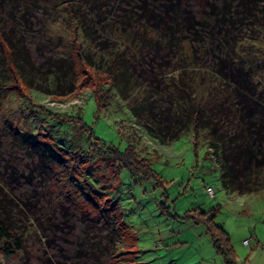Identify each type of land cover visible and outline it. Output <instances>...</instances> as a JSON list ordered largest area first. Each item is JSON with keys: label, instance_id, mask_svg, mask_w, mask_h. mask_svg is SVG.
I'll return each mask as SVG.
<instances>
[{"label": "rangeland", "instance_id": "rangeland-1", "mask_svg": "<svg viewBox=\"0 0 264 264\" xmlns=\"http://www.w3.org/2000/svg\"><path fill=\"white\" fill-rule=\"evenodd\" d=\"M263 1L231 0L226 13L224 0H190L199 21L213 25L225 13V23L195 36L168 27L167 40L151 23H139L134 0H69L94 34L90 46L127 58L138 81L132 89H141L124 98L108 76L87 66L69 97L0 83V202L11 209L23 246L11 257L0 252V264H264L263 180L236 181L206 131L196 136L191 129L163 144L132 112L144 97L173 110L185 99L208 110L207 121L245 132L264 151V128L250 126L264 122ZM64 2L0 0V27L13 42H27L31 59L46 66L72 35ZM4 58L0 45L1 78L9 69ZM247 72L255 86L247 84ZM100 89L109 97L102 105L93 94ZM172 115L162 114L164 126L173 124ZM130 148L158 178L116 159L114 151ZM197 209L218 210L215 222L228 232L234 259L188 217Z\"/></svg>", "mask_w": 264, "mask_h": 264}, {"label": "trees", "instance_id": "trees-1", "mask_svg": "<svg viewBox=\"0 0 264 264\" xmlns=\"http://www.w3.org/2000/svg\"><path fill=\"white\" fill-rule=\"evenodd\" d=\"M160 1L163 6L160 9H155V6H153L154 0H134L137 7L135 10H138L137 12L140 15L141 20H139V23H151L154 27L153 30L160 31L159 36L165 37L164 39L167 40L168 27L170 29L175 27L177 31L184 32L185 36L202 35L206 31L211 32L214 26H217L216 29H218L223 22L225 23L222 19L228 16L222 13V17H218L215 24L212 25L205 21L206 19L198 20L196 13L191 7L192 5H190V0ZM261 3L263 9L259 11L264 10V1ZM71 5L73 4L69 0L63 3V10L69 15V17L65 18L66 26L72 32V35L68 38L69 43L66 44L67 48L60 51L57 55L51 56L47 60L46 66H40L31 59L30 52L27 49V42H13L14 39L8 33L6 26L0 27V45L5 54V65H7V68L9 67L8 71H6L7 73L1 74L3 78L0 76V83L4 82L8 85L18 81L29 90L46 93L53 97H69L77 91L82 67L87 66L108 76L111 85L117 86L116 88H118L124 98L128 97L132 90L138 91V89H141V87L132 89L134 85H138V81L133 82L137 76H134L133 71H131L133 66L127 58L120 56V54L111 57L101 50L99 46L97 48L90 46L89 40L95 39L94 34L88 29L87 22L81 20L80 17L76 19L74 16L76 11L70 9ZM166 7L169 8V12H166L170 15L169 22L164 18V8ZM230 7L232 8L231 0H224L223 10L228 12ZM211 8L215 10L214 5L207 7V9ZM254 8L259 9V4H254ZM251 11L252 7L243 9V12H245L244 18H248L247 15L249 16L253 13ZM142 13L147 16L151 14V17L144 18ZM128 20L129 26L132 27L131 18ZM151 20H158V22H152ZM20 29H24V27ZM218 34L221 35L220 33ZM246 76L248 77L247 84L255 86L252 83V78L249 77V72L246 73ZM162 78L164 79L163 76ZM102 90H99L100 96H98V91L93 92L99 105L107 103L109 100V97ZM142 103L137 107H133L132 112L140 119L145 118L144 125L149 133L158 138L163 144H167L170 140L174 141L191 129H194L196 136L206 131L207 135L204 137L212 141V144L218 145L222 157L226 161L225 167L228 169L230 165L235 168L237 173L235 176L236 181L245 183L247 186L255 185L261 180L264 183V151L262 146L257 147L256 142H252L245 132L242 131V135L237 134L236 131L232 133L229 131L228 125L212 123L211 120L207 121V117L204 114L208 110L204 112L203 107H193L187 104L185 99L180 100L179 98L174 110L172 106L166 109L154 97H144ZM156 103L160 104L159 110L156 109ZM185 105L188 106V110ZM169 111L173 113V124L168 123L164 126L161 117L163 114L165 115L164 118L167 119ZM157 115H159V118ZM171 125H175L176 129L167 134V128L169 129ZM252 125H259V131H261L262 127L264 128V122H250V126ZM235 142H237L236 145H234ZM114 152L116 159L132 172L142 173L147 178H158V175L154 173L148 163V159L142 158L135 149L130 148L126 152H118L117 150ZM10 210L0 202V252L3 257H11L18 249L21 250L23 247L22 239L16 233L15 218ZM217 211L216 209L212 211L197 209L193 213L191 211L188 212V217L206 227L207 233L210 234L214 247L219 253L224 255L226 259H234V249L228 232L215 222Z\"/></svg>", "mask_w": 264, "mask_h": 264}]
</instances>
